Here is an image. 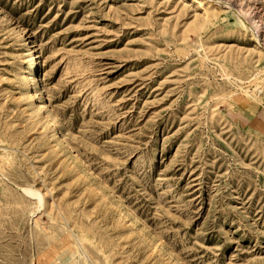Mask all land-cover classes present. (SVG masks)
I'll use <instances>...</instances> for the list:
<instances>
[{
	"label": "rangeland",
	"instance_id": "rangeland-1",
	"mask_svg": "<svg viewBox=\"0 0 264 264\" xmlns=\"http://www.w3.org/2000/svg\"><path fill=\"white\" fill-rule=\"evenodd\" d=\"M201 1L0 0V264H264V0Z\"/></svg>",
	"mask_w": 264,
	"mask_h": 264
},
{
	"label": "bare ground",
	"instance_id": "bare-ground-1",
	"mask_svg": "<svg viewBox=\"0 0 264 264\" xmlns=\"http://www.w3.org/2000/svg\"><path fill=\"white\" fill-rule=\"evenodd\" d=\"M197 1L199 4L203 5V2L201 0H195ZM36 64V63H35ZM31 97V96H30ZM32 98V97H31ZM41 108V107H40ZM22 191L24 192V194H27L29 195L30 197H33L35 198L39 203L40 205H44V197L43 195L40 193L39 190H36L32 187H23L22 188ZM71 258V257H70ZM66 263V262H65Z\"/></svg>",
	"mask_w": 264,
	"mask_h": 264
}]
</instances>
